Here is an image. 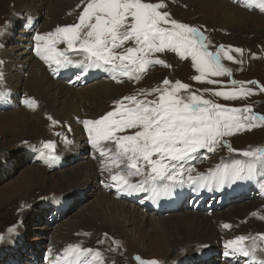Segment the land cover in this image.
Segmentation results:
<instances>
[{"label": "rangeland", "instance_id": "1", "mask_svg": "<svg viewBox=\"0 0 264 264\" xmlns=\"http://www.w3.org/2000/svg\"><path fill=\"white\" fill-rule=\"evenodd\" d=\"M19 1L22 7L16 10L14 2L0 0V73L3 74L0 90L9 93V98L0 100V234L5 237L0 241V264H50L51 259L60 256L70 258L71 250L82 253L87 261L98 259L111 264L116 257L121 259L123 253L119 248L114 252L109 251L107 243H103L102 234L107 235L110 231L116 232L118 243L126 248V252L134 251L141 255L139 264L142 260L150 259L157 260L159 264H231L223 261L226 255L222 249L224 247L216 246V241L209 239L210 230L207 234L199 233L195 227L192 236L187 235L189 226L194 225L197 219L218 220L223 215L230 218L246 216V232L242 235L249 239L243 243L252 244L255 240L258 245L256 253L264 257V239L258 236L264 234V195L260 184L256 183L264 184V175H257V178L248 176L244 183L229 179L227 184L220 185L217 196L205 190L194 200L196 185L185 184L180 188H186L188 192H179L183 189L178 188L177 198L164 200L162 208L156 206L157 200H144L145 203H142L143 196L138 197L135 204H130L132 206L122 200L121 204L127 210L123 213L115 209L117 199L114 196L118 190L111 185L107 193L105 185L112 174L118 170L126 173L127 169L123 165L111 171L98 169L108 161L91 146L88 135L83 140L88 144L81 151H71L69 147L72 141L66 136L68 116L81 113V109H84L83 96L105 80L112 83L109 89L111 97L98 101L100 108L95 106V115L109 111L125 93H137L146 83L154 88L162 86V79L166 75H170L173 83L179 80L189 84L191 91L206 99L230 107L250 105L255 112L264 114V92L259 91L258 85H250L254 89L253 95L237 100H225L203 91L230 86L231 79L254 80L264 84V12L255 5L242 7L244 0H238L234 6L248 15L242 16L238 11L230 15L223 10V17H217L220 23H212L199 11L204 4L193 8L200 0H162L165 4L163 10L168 11L172 18L196 26L205 33L210 50L214 51L219 45L242 49V53H232L242 63L222 59V63L232 70V76L213 78L220 80L221 85L197 82L193 77L198 73L192 67L190 58L181 59L172 52L156 54L165 59L169 66L147 69L140 80L127 78L117 86L114 81L119 79H112L109 71L93 69L87 75H81L80 69L72 67L70 82L75 85L82 82L83 85L76 88L63 85L72 98L70 105L62 108L55 107L38 89L43 77L39 68L42 60L35 55L34 36L37 32H54L58 26L78 22L84 4L81 0H71V7L66 1L47 7L40 6L34 0ZM186 1L193 7L187 5ZM144 2L158 3L161 0ZM10 62L15 63L16 67L12 68ZM77 74L80 75L79 80L76 79ZM153 97L156 98L155 95L148 98ZM25 98L35 101L36 106L32 107L35 110L22 103ZM25 116L35 120L34 125L26 122ZM49 117L58 123L53 125ZM47 141L54 142L55 159L48 160L45 155L48 150L43 145ZM257 148H264V125L223 137L212 152L199 150L188 160L189 166L193 167L191 175L217 172V166L222 161L244 160L247 158L243 156L244 151ZM257 163L263 167L264 174V161ZM97 170L100 173L95 175ZM140 179L138 176L131 177L133 183ZM104 193L108 196H104ZM143 195L146 196V193ZM133 205L161 209L164 215L139 210L141 214L133 216L130 213L131 209L136 208ZM174 215H178L175 222H165L161 228V222ZM198 236L205 238L189 242ZM157 240H162L160 249ZM88 249L92 251H84ZM242 261V258H237L232 264H242ZM119 264L137 263L127 255L119 260Z\"/></svg>", "mask_w": 264, "mask_h": 264}, {"label": "snow or ice", "instance_id": "2", "mask_svg": "<svg viewBox=\"0 0 264 264\" xmlns=\"http://www.w3.org/2000/svg\"><path fill=\"white\" fill-rule=\"evenodd\" d=\"M81 2L84 7L78 22L58 26L54 32H37L34 36L35 55L55 73L69 67L81 72L87 68L109 71L113 79L126 77L138 81L150 65L169 66L156 54L172 52L181 59L190 58L198 73L193 77L195 81L221 85L220 80L213 78L232 76V70L222 59L242 63L232 55L233 51L242 53V49L219 45L214 51L210 50L205 33L172 18L163 10L162 0L158 3L144 0ZM245 2L264 12V0ZM128 44L131 46L126 47ZM76 79H80L79 74ZM250 85H258L259 91L264 92V84L236 79L230 80V86L203 91L225 100H237L253 95ZM148 95L156 98L148 99ZM6 97L7 93L0 90V100ZM22 103L29 108L35 105L31 98L23 99ZM49 119L53 125L58 123ZM83 124L91 146L101 157L107 158L104 168L111 171L123 165L127 169L126 173L117 171L109 177L121 192L150 193L151 198L168 196L182 185H196L210 178L220 184L228 178L242 179L254 171L258 161H264V148H257L243 152V156L249 158L247 162L236 160L209 176L191 175L192 169H185L184 161L191 160L201 149L214 151L223 137L264 125V114L255 112L250 105L230 107L206 99L179 80L173 83L165 78L162 86L150 92L141 90L139 95L124 96L115 101L113 110L97 119H86ZM43 147L48 150L47 159H55L54 142L47 141ZM133 176L141 179L133 183ZM224 227L231 226L225 224ZM258 236L264 239V234ZM4 239L0 234V241ZM246 239L249 237L240 235L228 241L226 255H238L250 258L252 264H264V259H257L255 240L246 245L243 243ZM141 264H158V261L142 260Z\"/></svg>", "mask_w": 264, "mask_h": 264}, {"label": "bare ground", "instance_id": "3", "mask_svg": "<svg viewBox=\"0 0 264 264\" xmlns=\"http://www.w3.org/2000/svg\"><path fill=\"white\" fill-rule=\"evenodd\" d=\"M2 1H5L7 3L10 2V1L14 2L16 10H18V9H20V7H22V3L19 0H2ZM34 1L39 2L40 6H47L49 4H50V6L51 5L52 6H56L61 1H66L68 6L71 7L72 6L71 4L73 3V2H71V0H48L49 2H47V0H34ZM191 1L196 2V0H191ZM236 2H238V0H228V1L227 0H212V2H209L208 0H200L194 7L192 5H190L187 1H186V4L189 5L190 7H193V8H198L199 6L202 7V5L204 4L203 8H199V11L202 13L203 17H205V18L209 17L212 20V23H214L216 21H217V23H220L217 20V17L218 16L223 17V15H224L223 10L227 14L231 13L230 15H232L234 13L233 11H238L239 13H241L242 16L248 15L246 11L242 12V10H240V9H238V8H236L234 6V4ZM246 5L247 4H246V2L244 0V4H243L242 7H244ZM50 6H49V9H52V7H50ZM62 9H64V8H62ZM60 12H62V10ZM65 13H66V11H65ZM213 14H215V15H213ZM60 47L63 48L65 46L64 45H60ZM11 65H12V68L16 67V64L13 63V62L11 63ZM39 66H40L39 67L40 68V74H42V76H43L40 79V85L38 87L39 91L44 93L46 95V98L48 97L49 100L52 102V104L55 107H62L63 108L65 105L69 106L70 103H71L72 96L70 94H68V91H69L68 89L65 90V88H63L64 87L63 85H68V86L73 87V88H76L77 85H81V84L83 85L82 82H80V83L77 82V85H75V83H73V82H70V78H71V76H70L71 71L70 70L72 69V67H69L67 69L61 70L59 73H55V72H53L52 67L47 65L44 61H40L39 62ZM156 66L158 68L162 67V65H150L148 70H151V69H153ZM88 72H89V69L85 68L84 71L81 72V75H87ZM111 76H112V74H111ZM165 78L169 79L172 82L170 75L164 76L162 81ZM117 79H119V80L114 79V80H116V81H114V84L116 86L123 84L126 81L127 78L126 77H118ZM153 85L157 86L155 83H153ZM110 88H112V83H109L106 80L103 81V82H100L92 90V92L90 91L86 95L83 96V98H84V102H83L84 103V109L83 108L81 109V113L76 114V115L68 116V121L66 120L67 121L66 122V126H67L66 129L68 131L66 136H67V138L69 140L72 141L71 146L69 147V148H72L71 151H81L82 149L86 148V144H88V143H86V141H83V140L87 136V131H86V128H85V126L83 124V121L86 120V119H97L101 115H104V114H106L108 112L107 111L105 113H99L98 115H95L93 113L95 106L100 108L97 105L98 101L111 97L110 96V90H109ZM151 89H154V87H151L150 85H148V83H146V85L141 87L139 92H137V93H125L124 96L139 95L141 90H144L146 92H150ZM93 94H94V97L92 98L91 95H93ZM149 96L150 95H148V97ZM7 97L9 98V93H7ZM148 99H150V98H148ZM152 99H154V97ZM35 106H36V103H35ZM113 106H115V104H113ZM113 108L114 107H111V109L109 111L113 110ZM32 109L35 110L34 108H32ZM25 120H26V122H28L30 124H33V125L36 122L31 117H27V116H25ZM103 158L107 159L105 157H103ZM239 158H242V157H239ZM239 160H241V159H239ZM234 161H236V160H233V159L224 160L221 163H219V165L217 166V169L218 170H222L225 165H229L230 166V165L233 164ZM241 161L247 162L248 158H246L244 160H241ZM183 164L185 166V169L191 168L192 171H193V167L189 166V162L188 161H184ZM261 168H263V167L258 165V163H256V167H255L254 171L250 175H244V177L242 179H234V180L237 181L238 183H244L245 182V178L248 177V176H252V177L254 176L255 178H257V175H264L263 174V170ZM98 169L103 171L106 168H104V166H99ZM118 171H121V170H118ZM99 173L100 172H98V170H97V172H95L94 174L97 175ZM204 176H209V175H204ZM185 178H186V175H185ZM255 178H254V180H256ZM229 179H231V178L225 179L224 183L227 184ZM213 182H214V185H213ZM256 183L260 184V190H261L262 194L264 195V187H263L264 184H262L261 182H256ZM111 185H112V183H111V181L109 179L108 182L105 185V187L107 188L105 191L107 193L110 190L109 186L111 187ZM220 185L221 184L218 183L215 178H210L209 180H206V181H200L198 184H196V186L194 188L195 197H193L192 200H194V198H198V196H200L202 194V192L205 191V190H210L208 192H212L215 196H217L216 193L220 192V190L218 189V188H220ZM180 189H183V190H179V192H183V193H185V192L187 193L188 192V190H186V188H180ZM143 194H145V193H140V192L129 193V192L118 191L115 194V196H114V198L117 199V200L114 199L116 201V208L115 209L118 210L119 212L126 213L127 210H126V208H124L125 205L121 204V201L122 200L123 201H127L128 205L135 204V202H138V201H136V200H138V197H141V196H143L142 201H144V200L148 201L150 199L157 200V205L156 206L158 208H162V206L164 204V200L170 201V200H172L170 198H173V199L177 198V196H178V188L174 191L173 194L168 195V196H161V197H158V198H151L150 193H146V196H144ZM105 195H106V197L108 196V194L104 193V196ZM219 199L221 200V197ZM142 203H145V201L142 202ZM130 206H132V205H130ZM134 207H136V208H134L133 210L132 209L130 210V213L133 216H139L141 214V212H139V210H141V211H143L145 213H148V214L164 215V213H163L164 211L161 210V209H159V210L158 209H153L152 207L150 208L148 206L141 207L140 205L139 206L135 205ZM190 210L198 211L196 209H190ZM209 215L210 214H208V216ZM132 218H133V220L135 219V217H132ZM177 218H178V215H174V216H172L171 218H169L167 220L164 219L163 222H161V224H160L161 228H163L165 222L166 223H173V222H175V220ZM184 218H186V214L184 215ZM245 220H246V216L245 215H241L239 217H233V218H230L229 215H223L220 218H218V220H212V219H200V220H198L197 219V222L194 225H192V226L190 225L191 227L189 226L188 229L190 231H189V234H187V235H189V237L192 236L191 232L195 229V227H197V230H198L199 233L206 232V234H207V231L210 230L211 231V235L209 236V239L210 240H215L216 241V246L222 245L224 247L222 249L224 250V252L226 254L229 251V249L226 247L227 242L230 241V240L235 239L236 237H238V236H240V235H242L243 233L246 232V229L244 228V226H245L244 225V221ZM225 224H228L231 227L225 228L224 227ZM192 233H194V232H192ZM102 236H105V237H102ZM102 236H101V239H102L103 243H105V244L107 243L106 245H108L107 248L109 249V251L111 250V251L114 252L115 250H119L120 249V251L123 253L122 254L123 255L122 258H124L127 255H130L135 260V262L137 264H139V259H137V258H139V256H141V255H139V253L134 252V251L126 252V250H125L126 248L124 249V247L120 243H118L119 242V237H116V232L110 231V232H108L107 235L106 234L105 235L102 234ZM203 237L202 236H198L196 239L193 237L189 242L204 240L205 237L204 238ZM156 243H157V245H158L157 247H159V249L161 248V245H163L162 244V240H160V241L157 240ZM244 244L251 245V244H247V243H244ZM69 252L71 253V257L70 258H68L67 256H64V257L60 256V257H57V258H55L53 260L51 259L50 264H105L104 261L98 260V259L87 261L86 257L84 258L82 253H80V252H78L76 250H71ZM207 254H209V253H207ZM224 256L225 257H224L223 261H229L231 264L237 258H242V260H243L242 264H244V263H251L252 264L250 258H244V257L238 256V255H224ZM122 258L120 259V258L116 257V259L114 261H112L111 264H119V260H122ZM257 259H264V257L257 253Z\"/></svg>", "mask_w": 264, "mask_h": 264}, {"label": "water", "instance_id": "4", "mask_svg": "<svg viewBox=\"0 0 264 264\" xmlns=\"http://www.w3.org/2000/svg\"><path fill=\"white\" fill-rule=\"evenodd\" d=\"M157 261V260H156ZM158 264H159V262H158Z\"/></svg>", "mask_w": 264, "mask_h": 264}]
</instances>
